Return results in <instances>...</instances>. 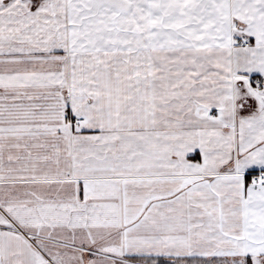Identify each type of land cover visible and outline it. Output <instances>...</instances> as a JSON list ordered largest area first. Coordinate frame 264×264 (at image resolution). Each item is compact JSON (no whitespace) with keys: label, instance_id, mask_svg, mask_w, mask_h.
Segmentation results:
<instances>
[{"label":"snow or ice","instance_id":"1","mask_svg":"<svg viewBox=\"0 0 264 264\" xmlns=\"http://www.w3.org/2000/svg\"><path fill=\"white\" fill-rule=\"evenodd\" d=\"M0 264H264V0H0Z\"/></svg>","mask_w":264,"mask_h":264}]
</instances>
